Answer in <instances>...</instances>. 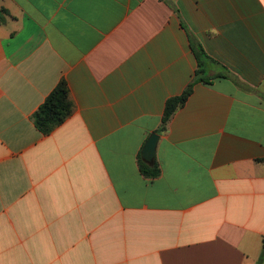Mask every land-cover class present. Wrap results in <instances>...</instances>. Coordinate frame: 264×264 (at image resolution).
<instances>
[{"label":"crops","instance_id":"obj_1","mask_svg":"<svg viewBox=\"0 0 264 264\" xmlns=\"http://www.w3.org/2000/svg\"><path fill=\"white\" fill-rule=\"evenodd\" d=\"M0 6V264H256L264 0ZM63 81L72 114L44 135L33 117ZM152 134L154 180L139 169Z\"/></svg>","mask_w":264,"mask_h":264},{"label":"trees","instance_id":"obj_2","mask_svg":"<svg viewBox=\"0 0 264 264\" xmlns=\"http://www.w3.org/2000/svg\"><path fill=\"white\" fill-rule=\"evenodd\" d=\"M4 14H7V12L0 6V24L5 23ZM192 50L198 63L196 82H207L208 77L205 71V66L210 58L204 51L203 47L199 44H193ZM217 78L229 79L230 77L225 74H220L217 76ZM193 85L194 84H190L181 96H176L166 103L162 122L159 129L157 130L158 134H163L166 132L167 125L175 112L186 103L189 96L191 95ZM72 111L73 108L69 100L68 87L66 82L63 81L47 97L46 101L35 113L33 117L35 126L42 134L49 135L71 116ZM139 169L142 176L150 180L158 178L161 174V169L156 161L149 165L146 164L142 158H139ZM256 264H264V242L261 255Z\"/></svg>","mask_w":264,"mask_h":264},{"label":"water","instance_id":"obj_3","mask_svg":"<svg viewBox=\"0 0 264 264\" xmlns=\"http://www.w3.org/2000/svg\"><path fill=\"white\" fill-rule=\"evenodd\" d=\"M159 139L160 136L158 134H152L145 143L141 158L146 164L151 165L154 163Z\"/></svg>","mask_w":264,"mask_h":264}]
</instances>
